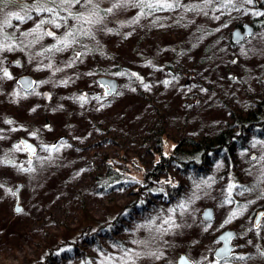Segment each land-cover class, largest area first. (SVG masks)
Returning <instances> with one entry per match:
<instances>
[{
  "label": "rangeland",
  "instance_id": "obj_1",
  "mask_svg": "<svg viewBox=\"0 0 264 264\" xmlns=\"http://www.w3.org/2000/svg\"><path fill=\"white\" fill-rule=\"evenodd\" d=\"M23 1L29 3L24 7L27 12L13 7L0 9V158L7 147L15 148L11 156L16 155L18 159L20 156V160L13 158L9 166H0V264H43L45 255L52 258L46 264H176L181 253L194 264H264V217L255 226L258 208L264 205V137L250 136L246 147L238 150L234 162L226 164L219 157L208 174L184 175L183 194L173 201L149 194L147 213L136 204L130 209L124 208L135 196H127L121 185L107 194H96L81 171L74 169L73 161L78 158L67 147H63L68 152L64 158L72 157L62 164L61 175L71 186L61 182L58 187L54 178H47L40 170L49 161V149L63 137L79 143L85 141L94 134L96 122L114 127L121 112L135 122L138 112L149 109L150 99L161 107L172 134L183 129L201 135L223 127L229 107H244L253 97L264 94V30L255 31L252 37L237 44L228 40L238 23L250 22L261 15L256 0L251 3L247 0H144L143 3L132 0L129 4L121 0H92L83 16H76L80 19L71 13L63 18L54 9L48 12L41 7L44 1L40 4L36 0ZM164 4L172 7H162ZM168 9L181 12L180 18H175L177 22L172 23V30L177 32L174 33L181 36V46L171 48L175 42L164 41V50H159L157 60L133 64L125 56L123 61L146 76L144 86L138 87L128 73L120 72L111 76L118 79L119 91L105 96L96 82L98 76L91 78L84 67L76 77L67 74L80 29L91 32L87 37L95 45L92 59L111 67L115 55L103 46L98 51V42L100 45L117 42V37L113 38L116 31L107 25L109 20L126 19V27L121 32L134 39L146 29L147 19ZM17 15L22 19H17ZM85 17L93 22L86 23ZM41 19L43 27L49 30L37 29V20ZM68 27H73L69 29L71 36H68ZM48 32L53 35H46ZM65 33L70 42L67 47L60 43ZM162 41L154 42L161 44ZM89 60L86 58L85 64H90ZM73 62L85 65L82 59H73ZM162 62L169 66L162 67ZM73 71L78 73L76 69ZM23 75L36 80L33 91L24 92L17 83ZM189 75L192 78L185 84ZM80 82L79 96H74L72 87ZM83 91L87 95L81 99ZM46 92L50 93L48 99ZM139 92L148 100L140 98ZM144 119L145 116L139 117L141 122ZM46 124L50 126L46 128ZM129 129L132 138H127L125 144L132 150L136 148L134 137L140 129L138 124ZM20 136L40 147L37 160L31 165L26 162L27 154L23 155L18 147ZM150 159L144 155L132 157L131 162L145 170ZM128 166L130 163L123 167ZM117 167L122 169V165ZM138 171L132 167L131 173L125 176L143 183V172ZM171 179L163 177L162 181L169 183ZM18 182L24 183L21 192L24 210L15 215L13 190ZM230 185H235L231 195ZM75 188L84 189L83 209ZM209 206L214 207L216 219L203 223L201 213ZM234 211L238 215L231 217ZM116 213H121V225L112 234H103V225L112 223ZM86 217L91 218L87 223ZM98 222L99 238L84 240L90 234L85 230L87 224L94 230ZM226 229L237 232L236 250L233 258L218 262L214 258L220 246L216 238ZM82 230V238L76 241ZM72 243H77V250ZM57 246L60 249L50 254V249ZM152 252L159 259L150 255Z\"/></svg>",
  "mask_w": 264,
  "mask_h": 264
},
{
  "label": "trees",
  "instance_id": "obj_2",
  "mask_svg": "<svg viewBox=\"0 0 264 264\" xmlns=\"http://www.w3.org/2000/svg\"><path fill=\"white\" fill-rule=\"evenodd\" d=\"M35 2L38 4L43 2L42 6L40 5L41 7L54 9L57 11V15H61L63 18L69 17L70 13L74 17L80 16L91 5L87 0L83 4L73 3L69 5L61 3V0H36ZM27 4L29 3L23 0H2L0 9L2 7H13L16 8V11L24 9L27 12L28 9L24 8ZM256 8L261 11V15L252 18L250 23L254 25L256 31L264 30V0H256ZM29 15L32 16L33 12H29ZM180 15L181 12L173 9L159 11V15L145 21L147 22L146 29L134 39L130 35H123L121 32V29L126 27L124 24L126 19L123 21L109 20L110 23H107V25L112 26L116 31L113 38L116 36L117 42H108L105 45H100V42H98V51L104 48V50H110L109 52L115 55L112 56L114 64L111 67L102 66L99 60L92 59L95 54V47H93L95 45L87 37V35H91V32L85 28L80 29L76 34L78 41L76 43L78 46L74 49L76 53L71 55L72 60L68 66L67 74H70L71 77H76L82 71L81 67H84V72H88L91 78L99 75L114 76L122 72L121 67L124 65L125 56L129 57V62L133 64L159 59L161 53L159 50H164V41L175 42L171 48L178 49L181 46V36L175 34L177 32L172 30V26H174L172 23L177 22L175 18H180ZM37 21L40 25L39 27H43V23H41L42 19ZM242 24L238 23L236 26H241ZM72 28L68 27L67 33ZM43 30L47 31L49 27H43ZM67 33L64 34V37L67 36ZM127 36H130V38ZM173 38L175 39L172 40ZM156 39L163 41L160 44L159 42H154ZM228 40L233 44L231 36L228 37ZM86 58L87 60L91 59L89 60L90 64H85ZM73 59H82L85 65L80 66V64L74 63ZM161 66L168 67L169 65L166 62H162ZM73 69L78 70V73L73 71ZM81 87V82L72 87V94L79 96V88ZM139 94L140 98L144 101L148 100L143 93L139 92ZM149 102V109H145L142 113L138 112L135 115L137 117L135 122H132L129 116L123 115L121 112L118 113L119 118L115 120L114 127H108V124L105 122H96L95 127L93 126L95 130L94 134L86 137L85 141L83 140L79 143L76 139L63 137L59 143L49 149L48 160L50 162L46 161L45 164H42L40 169L42 174L48 175L46 176L47 178H54L57 181L58 187H61V182H66L67 187L72 185L65 176L61 175L62 164L72 157L68 155L66 159L64 158V155L68 152L63 147H67L70 153L78 158V161L75 159L73 161L74 169L78 172L81 171L80 174L84 175L96 194H107L121 185L125 188L127 196H135V200L124 208L130 209L132 205L136 204L141 211L147 213L148 209L145 205L148 204L149 194L152 197H161L163 201H173L175 197H180L183 194V186L186 183V180L183 178L184 175L191 173L196 176L208 174L219 157L226 164L234 162L238 150L246 147L250 136L264 137V94L253 97L244 107H229L228 120L223 127L214 132L201 135H194L183 129H179L177 133L172 134L168 121L164 120L161 107L157 106V103L151 99ZM141 116H145L143 122L139 121V117ZM128 118L129 120H127ZM135 124H138L140 131L138 130V134H135L134 137L136 148L131 150L129 146H126L125 141H127V138L131 140L133 133H131L129 128L131 126L134 127ZM12 151L8 147L5 148L1 152L0 161H11L12 164L13 158L18 159L16 155H13L14 157L11 156ZM144 155L150 156L151 159L149 166L145 170H142L140 165L133 161L131 162V160L132 157L138 158ZM127 156L130 157L127 159ZM18 160H20V156ZM36 160L37 158L31 161L26 159V162L31 165ZM126 162L130 163V166L124 168L123 166H126ZM9 165L10 163L0 162L1 167ZM118 165H122V169H119ZM132 167L135 170L137 168L138 172H143V183L138 184L135 180L131 181L129 177L125 176L131 173L129 169L131 170ZM167 176L173 180L171 179L169 183H164L162 178H168ZM74 191L79 195L81 208H85V201L82 197L84 189L75 188ZM258 209L264 210V205ZM120 215L121 213L114 214L113 222L103 225V234L110 235L114 232L115 228L121 225ZM89 220L91 218H87L86 223ZM85 230L89 231L90 234L88 233L89 235H86L83 238L84 240L98 239L101 232L100 223L98 222L94 226V230H92L89 223ZM83 232L84 230L79 232L78 236H76V241L82 238ZM72 246L74 250H77V243H72ZM59 249L60 246L50 249V254ZM55 256L58 257L59 255ZM43 258V264L52 260L47 255L43 256Z\"/></svg>",
  "mask_w": 264,
  "mask_h": 264
},
{
  "label": "water",
  "instance_id": "obj_3",
  "mask_svg": "<svg viewBox=\"0 0 264 264\" xmlns=\"http://www.w3.org/2000/svg\"><path fill=\"white\" fill-rule=\"evenodd\" d=\"M256 29L254 25L250 22H245L241 26H236L231 32V41L233 44H237L243 42L246 38H250L254 35ZM121 71L128 73L130 77H132L138 87H142L146 84L147 79L146 76L138 69L132 68L128 65H122ZM168 72L174 75L175 73L168 69ZM192 76L189 75L185 84H188L191 80ZM96 82L98 85L104 90L105 96H111L116 94L119 91V81L118 79L107 76V75H99L96 78ZM17 83L21 87L24 92H31L34 90L36 85V80L34 77L29 75H23L18 78ZM87 92L83 91V95H86ZM46 99L50 98V93H45ZM50 125L46 124V128ZM20 144L24 147L27 152V158L29 161L34 160L39 152V145L33 142L32 140L21 137ZM24 188L23 182H18L14 187L13 193L15 196V203L13 206V212L15 215H19L24 210V206L22 205V197L21 192ZM1 198V191H0ZM19 209L20 211H17ZM201 221L203 223H211L216 219V212L214 207H205L201 213ZM264 217V210H259L256 214L255 218V226L257 227ZM237 238V232L234 229H226L222 231L216 238V242L220 243V246L214 252V258L217 261H223L228 258H231L234 255V251L236 246L234 245V240ZM177 264H193L192 260L184 253H181L177 259Z\"/></svg>",
  "mask_w": 264,
  "mask_h": 264
},
{
  "label": "snow or ice",
  "instance_id": "obj_4",
  "mask_svg": "<svg viewBox=\"0 0 264 264\" xmlns=\"http://www.w3.org/2000/svg\"><path fill=\"white\" fill-rule=\"evenodd\" d=\"M87 2H88V3H91L92 0H87ZM121 2L124 3V4H129V3H132V0H121ZM143 2H144V0H140V3H143ZM247 2L251 3L252 0H247ZM0 3H2V0H0ZM62 3H64V4H73V3L79 4V3H80V0H62ZM116 6H118V5H114V7H116ZM148 6H149V7H152L153 5L149 4ZM161 6H162V7H168V8H171V7H172L171 4H164V5H161ZM45 10H46V11H49V12L53 11L52 9H45ZM108 11H111V9H109ZM16 18H17V19H22V18L19 17L18 15H17ZM29 18H31V17H29ZM76 18H77V19H80V17H76ZM84 19H85V22H86V23H92V22H93L89 17H85ZM50 22H53V23H54V21H50ZM41 23H43V21H42ZM39 26H40V25L38 24V25H37V29L39 28ZM37 29H33V31H36ZM25 35H27V33H26ZM46 35L51 36V35H53V33L48 32V33H46ZM71 35H72V32H69V33H68V36H71ZM60 43L64 44V45L67 47L68 44H69L70 42L68 41V37L66 36L63 40L60 41ZM5 75H7V73H5ZM165 83H167V82H165ZM81 99H83V97H81ZM7 123L11 124L12 121H7ZM0 162H3V163H11V161H0ZM28 171H31V169H28ZM0 187H2V185H0ZM233 187H235V185H230V186H229V195H231V189H232ZM180 207L183 208L184 205L181 204ZM17 211H20V210L17 209ZM236 215H238V213L234 211V212H232L231 217H235ZM231 217H230V219H231ZM226 222H227V221H226ZM164 223H165V224H169V220H165ZM171 226H172V225L170 224V227H171ZM177 226H178V225H177ZM137 255H139V253H138ZM150 255H152V256H156V253H155V252H152V253H150ZM156 258L159 259V256H156Z\"/></svg>",
  "mask_w": 264,
  "mask_h": 264
},
{
  "label": "flooded vegetation",
  "instance_id": "obj_5",
  "mask_svg": "<svg viewBox=\"0 0 264 264\" xmlns=\"http://www.w3.org/2000/svg\"><path fill=\"white\" fill-rule=\"evenodd\" d=\"M104 91V90H103ZM21 137H23V136H20L19 137V139L17 140L18 141V147L20 148L21 147V151H22V153H23V155H26L27 154V152H26V150L24 149V147L20 144V139H21ZM12 150H15V148H12ZM258 212V211H257ZM236 250V249H235ZM231 258H233V256L231 257ZM231 258H228V259H231ZM228 259H226V260H228ZM226 260H223V261H226ZM218 262H222V261H218ZM177 264V263H176ZM194 264V263H193Z\"/></svg>",
  "mask_w": 264,
  "mask_h": 264
}]
</instances>
